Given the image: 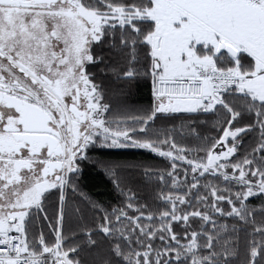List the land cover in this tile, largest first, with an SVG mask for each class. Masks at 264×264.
<instances>
[{
	"label": "snow or ice",
	"instance_id": "snow-or-ice-1",
	"mask_svg": "<svg viewBox=\"0 0 264 264\" xmlns=\"http://www.w3.org/2000/svg\"><path fill=\"white\" fill-rule=\"evenodd\" d=\"M0 264H264V0H0Z\"/></svg>",
	"mask_w": 264,
	"mask_h": 264
},
{
	"label": "trees",
	"instance_id": "trees-1",
	"mask_svg": "<svg viewBox=\"0 0 264 264\" xmlns=\"http://www.w3.org/2000/svg\"><path fill=\"white\" fill-rule=\"evenodd\" d=\"M133 100L138 104L150 103V92L143 87L132 90ZM124 158L145 159V156L137 150H125ZM85 191H88L95 199L103 201L111 206H118L121 197L112 187L105 182L97 173L91 169H85L84 181Z\"/></svg>",
	"mask_w": 264,
	"mask_h": 264
}]
</instances>
